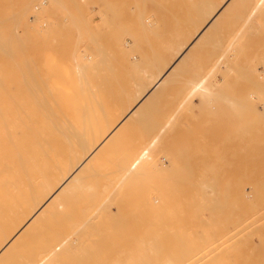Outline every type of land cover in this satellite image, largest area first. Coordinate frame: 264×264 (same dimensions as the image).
<instances>
[{"label":"rangeland","instance_id":"rangeland-1","mask_svg":"<svg viewBox=\"0 0 264 264\" xmlns=\"http://www.w3.org/2000/svg\"><path fill=\"white\" fill-rule=\"evenodd\" d=\"M229 2L230 4L227 5ZM211 4L214 5L211 6ZM217 4H220L219 7H223L222 9L224 10H222L223 13L221 12L223 17L220 18V14L219 18H217L219 24H217L216 20H211L212 15L215 13L212 14V12ZM232 4L234 8L231 6ZM255 5L256 0H116V2L115 0H0V53H2L0 54V67L2 65L0 71L4 67L12 66L13 63H18L16 62L17 58H19L18 55L17 58L14 57L15 54L13 55V52L16 53L18 48H20L17 51L21 58V52L23 53V59L19 58L18 60L24 63V60L27 59L25 55L28 54V46L25 48L24 45L28 44L27 41H29L30 45L28 48L37 46L35 50H40L39 54L43 53L42 47H45V50H54L52 54L48 50L46 54L43 53L45 55L43 60L46 66H44L45 69L40 70L47 71L43 73L46 75L50 72L51 79H48L47 76L49 83L53 82L52 79L54 78L55 81H58L57 83L61 82L66 87H70V91L72 88L75 91V87L71 88L74 81V85H76V88L78 87L77 92H79L80 86L85 89L87 87L95 90L101 85L99 87L101 90L98 88V92L101 93L108 90L106 86L110 83V85L113 84V89L109 88L108 90L110 99L112 97L117 98L118 96H115V94L117 95L120 90L124 93L125 97H123L127 100L132 101L134 98L136 100L138 92L150 85L152 80L150 82L149 80L154 75H157L163 67V71L167 70L168 66L172 65L170 62L176 61L179 57L176 50L181 44H185L186 41L183 40L185 38L186 40L191 39L188 41V45L196 37L195 35L191 36L195 29L201 31L203 26L208 27L206 37L202 42L200 41L205 47L196 42L201 48H197L199 46L196 45V47L194 44L192 48L190 47L187 50L188 54L186 53L174 68V74L172 73L170 77L168 76L164 80L165 86L163 85L162 88L161 84L156 89L157 94L152 97L153 99H150L151 104H148L146 108L148 109L146 112L149 114L145 112L147 116L145 115L144 119L136 120L137 123L134 122L135 126H131L134 128L130 131L131 134L127 133L125 134L126 136H121L126 138L125 141L124 138H120L123 140L121 143L118 141H116V144L114 143L115 147L121 146L117 148L118 150L122 148L123 151H119L118 154L116 148L110 150L112 152L110 160L102 159L106 163L105 166H99L100 168H95L92 172L87 171L86 175H83V177L87 176L81 180L84 186L68 194L72 197L74 193L72 199L69 197L71 200L67 199L70 206L65 200L67 197L62 198L66 202L64 206L68 205L69 208H67L68 206L65 208L63 206L64 209L62 208L63 211L61 209L62 214H60L59 218L61 216L64 218L66 214L70 216L66 215L65 220L60 219V221H64V225L63 223V226L60 225L59 219L57 220L60 223L53 220L56 222H47L46 225V222H43L44 220L42 219L40 224L42 223L44 227L41 225V229H45L40 232L41 229L38 227L39 231L37 228L40 225L36 223V228L33 226V229L29 231V233L32 232L33 238L38 233L36 231H39L40 234H37V236L39 235V239L43 236L40 240L43 241L54 229L59 227L55 225H60V228H63L65 231L64 233L62 231L63 235L69 234L74 238L81 237L85 231L82 230L83 225H80L79 222L83 217H89L94 227L93 230H99L100 228V231H102L105 225L110 228V237L108 236L109 231L107 232L106 229L103 230L107 233H103L105 231L102 232L107 234L103 240L105 243L108 239L106 237L110 238L108 239V241L110 240L108 249L105 246L109 242L104 243V247L102 246L104 249L102 250L103 253L105 250H110V253L105 252L107 253L109 264H120L122 261V264H264V6L256 8L255 11ZM225 10L230 11L228 15ZM194 16L196 17L194 18ZM189 21L190 23H188ZM211 21L215 22L216 26H213V23L210 24ZM209 29H211V32ZM184 30L185 32H183ZM186 31L189 32L188 36L183 34H187ZM180 33H182L183 37ZM42 34H44V37H42ZM38 35H41L43 39L39 38ZM36 40L39 45H35V42L33 43ZM16 42L19 45L16 44V46ZM132 45H135L134 47L137 49ZM12 46L14 47L10 50ZM102 46L103 52H101ZM21 47L26 49L27 54L24 55L25 52H23ZM34 47H32V50H34ZM38 47L39 50H37ZM196 48V53L198 51L200 53H198V58L194 51ZM192 50L194 53L190 56ZM28 51L30 54V49ZM165 51L167 52L165 53ZM43 54H40L39 57L43 58ZM82 55L85 56L83 57ZM86 55L88 56L86 57ZM89 55L92 56L90 57ZM126 56L127 58H125ZM28 57L30 58V55ZM39 57L38 60L40 59ZM88 58H91V60L89 61ZM59 59L62 60L57 62ZM12 60L13 63L10 64L9 62H12ZM5 61L7 62L5 63ZM41 61L39 60V62ZM58 63H61V65ZM83 63L86 66H83ZM64 64L67 68L72 66L71 69L69 67L70 71L65 68ZM110 64H112L111 67L109 66ZM36 65L42 68L40 63ZM157 65H160L159 67L161 68L158 69ZM48 67L50 71H48ZM7 68L0 73L3 71L5 73ZM38 69L36 70L37 74L41 73ZM8 70L4 74L5 76L2 73L3 77H5L2 78L3 80L5 79L4 82L0 78L2 80L0 81L1 99L4 96H10L4 90L8 83L11 86V91L7 90L9 93L19 92L24 89L16 86L15 81L17 80L16 82H18V79L14 78V73L10 72L14 74H10L12 79H10L11 77L7 78ZM82 70L84 73L81 72ZM139 70H142L143 73L145 72V75L141 74L142 72ZM51 72H54L55 75ZM63 73H66L67 75L65 74V76L68 77L59 76L64 75ZM146 73L149 74L147 78L150 77L147 80L144 78L147 75ZM51 74L53 75L52 77ZM84 74L85 76L82 78ZM139 75L141 79H139ZM150 75L153 76L151 77ZM40 76L42 74L36 77L41 80ZM119 76L120 78H118ZM0 77L2 76L0 75ZM136 77L139 78L136 79ZM201 77H206L207 86L204 84V87L207 90L205 88L204 90L207 95L202 96L198 91L189 95L188 92L193 85L191 83L193 81L195 83ZM18 78L20 80L21 77ZM47 79L46 81H48ZM65 79L68 81L66 82ZM79 79L80 82H77ZM20 81H24L23 84L27 88L29 87L26 78ZM12 82L15 85H11ZM84 82H88V85ZM102 83H106V85L104 84L105 86H103ZM120 83H122V87ZM134 84L136 86L141 84L137 87L138 90ZM85 85L87 86L85 87ZM110 85L109 87H111ZM125 88L131 91L130 93L128 91L129 94L127 96ZM62 92L64 99L65 97L66 99H73L71 95L74 98L78 97L76 92L75 94H69L72 92L68 90ZM112 92L115 93L113 94ZM6 97L4 98L5 100L10 98ZM131 97L134 98L132 99ZM136 102L134 101V104ZM150 123H154V125H150ZM147 129L148 131L146 132L145 130ZM152 138H154V143L151 140ZM132 139H137V142L133 143ZM157 140L159 141L156 142ZM124 143H131L132 149L130 144L128 146V144L125 145ZM135 143L136 145H134ZM149 144L154 145L150 146ZM123 147L126 150L125 154ZM18 149V147H15L13 150L17 151ZM115 149L116 151H114ZM148 150L149 152H147L148 155L146 156V151ZM2 151L4 154L6 153L4 152L6 150H1L0 152ZM113 151L117 152V154H114ZM141 154H144V159L141 161L142 163L140 162L139 167H136L138 170H134L136 174L138 173L136 175L131 169L135 162V157ZM119 155L122 157L119 158ZM125 155L130 157L123 161L126 163L129 161L130 164L125 165L126 168H124L125 170L129 168L125 172L122 169L124 162L121 166L116 165L117 169L119 167L120 171L127 173L120 172L119 174V170L115 169L116 166L114 164H118L120 159H126ZM154 156H156V159L152 158ZM0 159L1 164H3L2 166L0 164V171L4 170L6 172V169L10 167L8 166L10 158L5 160V157H3V159ZM117 159L118 162H116ZM146 160L147 162H145ZM99 161L101 160H97L98 163ZM110 161H113L112 163L114 164ZM112 170L118 171H116L118 173L116 177L113 176L115 172ZM95 173L97 174L94 175ZM102 174L106 176L101 177ZM94 176L98 177V179ZM120 176L124 179L123 181ZM118 179L120 180L118 181ZM110 181L112 184L115 181L116 185H112ZM119 182H123L122 186L125 185L126 188H120L121 184L119 185ZM91 183L94 188L89 190L86 185ZM104 184L107 185V190L103 193L101 190ZM117 185H119L118 188L120 190L116 187ZM83 189V194L79 195L81 197L80 200L76 199ZM99 191L104 195L99 193ZM90 197L91 199H89ZM75 199L79 201L74 202L76 207L74 206L75 208L72 209V202ZM80 201L83 203H86V201L90 202L83 205ZM152 201H155L156 205L159 204L157 205L158 207ZM101 202H105L101 204L102 207L99 205ZM107 204L109 208L105 207V205L108 206ZM151 204L154 207L149 206ZM148 206L149 208L146 209ZM155 207L158 209L156 210ZM70 208L75 213L73 211L69 214ZM104 208L105 211L103 212ZM72 214L74 217H72ZM104 214H106V218ZM71 217L73 220H68ZM97 219L100 222H97ZM48 224H51L52 227H49ZM96 225L98 226L97 228ZM78 226L81 230L77 232L79 230ZM50 228L54 229L48 232ZM31 230L36 232L35 236L34 231ZM43 232L45 235H42ZM184 236L189 238V240L188 238H183V240L190 241H186L189 243L188 246L183 240L179 241V238ZM38 237L35 238L36 240L33 238L27 240L26 248H29L30 245V249L35 250L33 247L38 243L37 248L35 247L38 249L39 241L35 243ZM31 242H34V244ZM190 243L192 244L189 247ZM112 247L113 249H111ZM115 252L116 254H114ZM96 253H91L93 256H90V258V253H88V255H84V258L81 257L77 261L80 264L82 261L84 262L82 264H93L92 258L97 256ZM108 254L111 255L109 256ZM116 255H119L120 260H118ZM100 256L97 257L100 258ZM74 262L71 263L74 264Z\"/></svg>","mask_w":264,"mask_h":264},{"label":"bare ground","instance_id":"bare-ground-1","mask_svg":"<svg viewBox=\"0 0 264 264\" xmlns=\"http://www.w3.org/2000/svg\"><path fill=\"white\" fill-rule=\"evenodd\" d=\"M201 1V0H200ZM218 1V0H216ZM226 1V0H225ZM232 1V0H231ZM236 1V0H235ZM116 2V0H115ZM124 2V1H122ZM195 2V1H193ZM203 2V1H202ZM239 2V1H238ZM120 3V2H119ZM196 3V2H195ZM204 3V2H203ZM216 3V2H215ZM221 3V2H219ZM223 3V2H222ZM236 3V2H235ZM234 3V4H235ZM113 4V3H111ZM123 4V3H122ZM208 4V3H207ZM230 4L227 3V5ZM121 5V4H120ZM214 4H211V6ZM226 5V6H227ZM220 4H217L214 8V11L212 12V14L214 13V15H212L211 20L213 21H217V18H219V15L222 12V8L223 7H219ZM232 7L234 6L233 4L231 5ZM235 6H237V4H235ZM264 6V0H256V5H255V11L256 8H260ZM122 7V6H121ZM134 7V6H133ZM229 7V6H228ZM125 8V7H123ZM234 8V7H233ZM127 9V8H126ZM228 9V8H226ZM124 10V9H123ZM192 10V9H191ZM258 10V9H257ZM133 11V10H132ZM211 12V10H209ZM224 11V10H223ZM227 11V15L228 12H230L229 10H225ZM259 11V10H258ZM125 12V11H124ZM193 12V11H192ZM195 13V12H193ZM223 13V12H222ZM196 14V13H195ZM210 14V13H209ZM208 14V15H209ZM251 14V13H250ZM254 14V12H253ZM196 16H194L195 18ZM223 15L221 14L220 18H222ZM142 18V17H141ZM191 18V19H194ZM210 19V18H209ZM220 20V19H219ZM224 20V19H223ZM222 21V20H221ZM126 22V21H125ZM193 22V21H192ZM199 22V21H198ZM205 22H207L205 20ZM204 22V23H205ZM190 23V21L188 22ZM187 23V24H188ZM213 22L211 21L210 24H212ZM221 23V22H220ZM26 24V23H25ZM200 24H202L200 22ZM60 25V24H59ZM215 25V22L213 23V26ZM189 26V25H188ZM192 26V25H191ZM190 26V28H191ZM195 26V25H194ZM202 26V25H201ZM210 26V25H209ZM216 26V25H215ZM185 27V26H184ZM183 27V28H184ZM212 27V26H211ZM201 28V27H199ZM208 27H204L203 29L197 30L195 29V32L191 35V36H196L195 39L189 43L188 41L190 40H186V38L183 41H186L185 44H181L178 48H177V54L179 55V57L176 59V61H174L173 63L170 62L172 65L168 66L169 68H167V70L163 71V65H162V69L160 70V72L157 74V71L159 68L158 65V69L157 71L155 70L157 75H154V77L152 79L149 80V82L151 81L150 85H147L146 87H144L141 91H139L138 96L136 98V100H134V97H131L133 100L129 101L127 100L124 95L123 92H121L119 89V91L117 92L118 94L115 96H118L117 98H109V88L113 89L112 85H109L111 87H109V85L106 86V88H108L107 91H103L98 92V88L101 87V85L95 89L97 90V92H95L94 89H88L85 85L86 89L83 87H79V92L78 91V87L76 88V85H74V81L72 82L71 88L75 87L73 91V88L71 89V91L69 90L68 86L66 87V85H63L61 82L57 83L58 81H55V79L53 78L51 83H49V78L50 75L48 73V75L43 74L44 71H40L41 69H45L44 66H46L44 63L45 61L44 59V54L47 53V50L49 51V49L45 50V47L43 48L42 45V52L44 53H40L41 55L43 54V58L39 57V47L36 51L35 47L37 46H32L34 47L32 50L29 47V41L28 44L24 45L25 48L27 47V52L29 54V49H30V58L28 57L29 55L26 53V49L23 47H21V49L23 50L25 58H27L26 60H24V63L19 62L20 59H23V53L21 52V56L20 57L19 53H18V49H16V53H14L13 51V55L15 54V58H17V55L19 58H17L18 63H13L10 61L9 63H13L12 66H9L10 69L8 70L7 67H4L3 69L7 68L8 70V77L6 75L7 78L11 77V75L15 74V79H18V82L15 81V84L17 87H22L23 90L12 93L9 91H11V86L8 83V86H5V84H3L5 87V91L6 94H10V96L8 95L7 97L4 96L2 99V95L0 97V151L1 150H6L4 152H6L5 154L2 152H0V154H3L0 156V158L3 159V157H5V160L8 158H10V162L9 165L10 166L8 169H6V172H4V170L0 171V264H73L71 262L75 261L74 264L76 263L77 259L81 258V257H85L84 255H88V253H90V256H93L91 253L97 254L96 260H94V258H92L93 260V264H109V259L107 258L106 254L110 253L109 251L105 250V252L107 251V253H103L102 250L103 247L105 246V244L108 241V239H110L109 234L110 233V228H108L107 225H105L104 228H102V226H99L97 222H100V220H96L97 225L99 227L102 228V231H100L101 229H95L93 230V225H92V221L89 220V217H83L81 219V221L79 222L80 225H83L81 228L83 231H85V233L78 238H74L73 236L66 234L63 235V233L65 232L63 230V228H60V225L63 226L64 225V221L60 219H64L65 220V216L64 218H62V216L59 218L61 213V209L63 208L64 204L66 203L65 201L62 200L63 197H67L65 200L68 201L72 199L74 193L71 195L72 192L76 191L78 188H80L81 186H84V183L81 181L82 178H86L85 176L83 177V175L87 172V171H93L95 170V168H100L99 166H105L106 163L102 161V159H109L110 160V154L112 155V152H110V150H113L114 148H119L121 146L115 147L114 143L116 144L118 141L119 143H121V139L124 138V136H126L125 134H129L130 131L134 128H132L133 126H135V123H137L136 120L138 119H144L145 115L147 116L146 113V109L148 104H151L150 99L155 96L157 94V88L162 84V88L164 85V80L166 79V77H170L172 75V73L174 74L173 71L174 68L176 67V65L178 64L179 60H181L183 58V56L187 53V50L191 47H193V45L195 44V46L197 45L196 42H199V44H201L202 40L206 37L207 30ZM111 29V28H110ZM143 29V28H142ZM188 29V28H187ZM213 29V28H211ZM211 29L210 32H211ZM215 29V28H214ZM145 30V29H144ZM143 30V31H144ZM197 30V31H196ZM176 31V30H175ZM188 31H190V29H188ZM208 31V30H207ZM214 31V30H213ZM145 32V31H144ZM182 32V31H181ZM185 32V30L183 31ZM217 32V31H216ZM111 34H114L112 32H110ZM128 33V32H127ZM146 33V32H145ZM187 34L183 33L184 35L188 36V33L186 31ZM124 34V33H123ZM181 36L183 37L182 33H180ZM179 34V35H180ZM213 34V33H212ZM218 34V33H217ZM44 34H42V37ZM144 35V34H143ZM173 35V34H172ZM48 37V35H46ZM45 36V38H46ZM190 36V34H189ZM4 37V36H2ZM35 37V36H34ZM33 37V38H34ZM39 38H42L41 35L39 36ZM59 37V36H58ZM61 37V36H60ZM138 37V36H137ZM168 37V36H167ZM174 37V36H173ZM44 38V40H45ZM88 38V37H87ZM90 38V37H89ZM120 38H122L120 36ZM181 38V37H180ZM29 39V38H28ZM36 39H38L36 37ZM43 39V38H42ZM40 39V40H42ZM47 39V38H46ZM49 39V38H48ZM61 39V38H60ZM59 39V40H60ZM150 39V37H149ZM157 39V38H156ZM160 39V38H159ZM170 39V38H169ZM179 39V38H178ZM183 39V38H182ZM188 39V37H187ZM30 40V39H29ZM34 40V39H33ZM39 40V41H40ZM90 40V39H89ZM175 40V39H174ZM181 40V39H180ZM37 41V40H36ZM36 41H33V43L35 42V45L38 44V41L36 43ZM149 41V40H148ZM201 41V42H200ZM20 42V41H18ZM23 42V40H22ZM25 42V41H24ZM43 42V41H42ZM40 42V43H42ZM95 42V41H94ZM115 42V41H114ZM169 42V41H168ZM175 42V41H172ZM177 42V41H176ZM46 43V42H45ZM43 43V44H45ZM48 43V42H47ZM97 43V42H96ZM117 43V42H116ZM125 43V42H124ZM163 43V42H162ZM210 43V42H209ZM18 44L17 42L15 43V45ZM21 44V42H20ZM98 44V43H97ZM174 45V43H172ZM177 44V43H175ZM199 44L197 46H199ZM208 44V43H207ZM19 45V44H18ZM34 45V44H33ZM39 45V44H38ZM46 45V44H45ZM55 45V44H54ZM102 45V44H101ZM129 45V44H128ZM158 45V43H157ZM163 45V44H162ZM170 45H171V41H170ZM204 46V44H201ZM17 46V45H16ZM23 46V45H21ZM100 46V45H99ZM133 46V45H132ZM131 46V47H132ZM135 46V45H134ZM133 46V47H134ZM196 46V47H197ZM208 46V45H206ZM9 47V46H8ZM14 46H12V48L10 47V50L13 49ZM19 47V46H18ZM47 47V45H46ZM159 47V46H158ZM171 47V46H170ZM175 47V46H174ZM205 47V46H204ZM203 47V48H204ZM53 48V47H52ZM55 48V47H54ZM109 48V46H108ZM111 48V46H110ZM136 48V47H134ZM167 48V47H165ZM185 48V49H184ZM195 48V47H194ZM197 48H201V46L197 47ZM197 48L195 51H197ZM25 49V50H24ZM44 49V51H43ZM103 49V46L101 47V52ZM113 49V47H112ZM137 49V48H136ZM168 49V48H167ZM166 49V50H167ZM176 49V48H175ZM184 49V50H183ZM7 50V49H6ZM105 52L106 49L104 48ZM172 51V49H170ZM199 50V49H198ZM20 51V50H19ZM32 51V53H31ZM46 51V52H45ZM51 51V52H50ZM49 52L52 54L53 51L52 49ZM98 51V49H97ZM112 51V50H111ZM168 51V50H167ZM165 51V53L167 52ZM169 51V52H171ZM11 52V51H10ZM136 52V51H135ZM155 52V51H154ZM159 52V49H158ZM190 52V51H188ZM55 53V52H54ZM164 53V52H163ZM176 53V52H175ZM193 50L191 52V55H193ZM198 53L199 51L196 53L197 54V58H198ZM2 54V53H0ZM59 54V53H58ZM73 54V53H72ZM147 54V53H146ZM155 54V53H154ZM160 54V53H159ZM188 54V53H187ZM190 54V53H189ZM200 54V53H199ZM11 55V54H10ZM40 58L39 60L42 61L39 62L38 57ZM108 55V54H107ZM166 55V54H165ZM164 55V56H165ZM170 55V54H168ZM167 55V56H168ZM5 56V55H3ZM27 56V57H26ZM53 56V55H52ZM74 56V54H73ZM83 56V55H82ZM85 56V55H84ZM83 56V57H84ZM88 55H86L87 57ZM90 56V55H89ZM92 56V55H91ZM90 56V57H91ZM116 56V55H114ZM154 58L155 55H153ZM166 56V57H167ZM7 57V56H6ZM42 57V56H41ZM85 57V58H86ZM111 59V55L109 56ZM124 57V56H123ZM173 57V56H172ZM171 57V59H172ZM177 57V56H176ZM187 57V55H186ZM196 57V56H195ZM11 58V57H10ZM54 58V57H53ZM61 58V57H59ZM74 58V57H73ZM106 58V56H105ZM104 58V59H105ZM127 58V56L125 57ZM148 58V57H147ZM158 58V57H157ZM55 59V58H54ZM89 59V58H88ZM169 59V58H167ZM187 59V58H186ZM196 59V58H195ZM220 59V58H219ZM10 60V59H9ZM47 60V59H46ZM62 59H59L57 62L61 61ZM75 60V59H73ZM86 60V59H85ZM91 60V58L89 59V61ZM108 60V59H107ZM123 60V59H122ZM184 60V59H183ZM191 60V59H190ZM221 60V59H220ZM3 61V60H2ZM15 61V60H14ZM26 61H28L27 63H25ZM48 61V60H47ZM46 61L47 65L48 62ZM64 61V60H63ZM99 61H101L99 59ZM106 61V60H105ZM104 61V62H105ZM129 61V60H128ZM149 61V60H148ZM219 61V60H218ZM7 61H5L6 63ZM98 62V61H97ZM114 62V61H113ZM116 62V61H115ZM126 62V61H125ZM157 62V61H156ZM7 63V64H9ZM37 63H40V67L42 65V68H39V64L36 65ZM111 63V62H109ZM108 63V64H109ZM118 63V62H117ZM130 63V61H129ZM145 63V62H144ZM158 63V62H157ZM186 63V62H185ZM61 65V63H58ZM63 64V63H62ZM102 64V61H101ZM116 64V63H115ZM133 64V63H132ZM152 64V62H151ZM155 64V63H154ZM180 64V63H179ZM219 64V62H218ZM83 66L84 63L82 64ZM143 65V64H142ZM51 67H53L52 65H50ZM49 66V67H50ZM56 66V65H55ZM65 68L66 65L64 64ZM99 66V65H98ZM110 67L112 66V64L109 65ZM165 66V65H164ZM180 66V65H179ZM48 67V69H49ZM50 67V68H51ZM70 67V66H69ZM69 67L67 69H69ZM72 67V66H71ZM70 67V69H71ZM131 67V66H130ZM156 67V66H155ZM2 68V65L1 67ZM39 68V69H38ZM80 68V67H79ZM82 68V67H81ZM2 69V70H3ZM38 69V71H40L42 74L41 80L38 78L39 74H37L38 72H36V70ZM46 69V70H48ZM57 69V68H56ZM69 69V71H70ZM77 69H78V65H77ZM85 69V68H84ZM111 69V68H110ZM116 69V68H115ZM1 70V71H2ZM6 70V72H7ZM60 70V69H59ZM80 70V69H79ZM77 70V71H79ZM108 70V69H107ZM132 70V69H131ZM177 70V69H176ZM0 71V72H1ZM50 71V69L48 70ZM56 71V70H55ZM58 71V70H57ZM67 70V72H69ZM76 71V73H77ZM127 71V70H126ZM142 72V70H139ZM179 71V70H178ZM183 71V70H182ZM5 72V73H6ZM10 72L14 73L11 74ZM36 72V74H35ZM47 72V71H45ZM72 72V71H71ZM80 72V71H79ZM83 72V70L81 71ZM96 72V71H95ZM130 72V71H129ZM134 72V71H133ZM138 72V71H137ZM140 72V73H141ZM152 72V71H151ZM180 72V71H179ZM178 72V74H179ZM3 75L5 74L4 71L2 72ZM2 73H0V75L2 78L3 77ZM34 73V74H32ZM54 74V72H51ZM58 73V72H57ZM61 73V72H60ZM74 73V72H73ZM84 73V72H83ZM82 73V74H83ZM114 73V72H113ZM145 73V72H144ZM143 72L141 74H144ZM11 74V75H10ZM17 74V76H16ZM21 74V75H20ZM64 74V73H63ZM66 74V73H65ZM64 75H59V76H65ZM81 74V73H80ZM110 74V73H109ZM133 74V73H132ZM147 74V73H146ZM153 74V72H152ZM19 75V76H18ZM46 77H45V76ZM55 75V74H54ZM67 75V74H66ZM68 75H70V73H68ZM79 75V73H78ZM145 75V74H144ZM176 75V74H175ZM5 76V75H4ZM22 76H24V78H26V82L27 84L29 83V87L27 88L23 83V79ZM38 76V77H36ZM48 76V79H47ZM53 75L51 74V77ZM84 75H82L83 78ZM93 76V75H92ZM105 76V75H104ZM109 76V75H108ZM138 76V74H137ZM140 76V75H139ZM149 76V74L146 75V77L144 76V78H147ZM151 76V75H150ZM153 76V75H152ZM151 76V77H152ZM219 76V75H218ZM18 77H21L20 80L22 79L23 82H21L19 80ZM68 77V76H67ZM65 76V78H67ZM107 77V76H106ZM114 77V75H113ZM116 77V76H115ZM133 77V76H132ZM200 77V76H198ZM6 78V79H7ZM13 78V79H14ZM62 78V77H61ZM60 78V79H61ZM103 78V77H102ZM120 78V76L118 77ZM117 78V80H118ZM139 78V77H138ZM136 77V79H138ZM0 79V81H2ZM12 79V77L10 78ZM46 79L48 81H46ZM51 79V78H50ZM57 79V78H56ZM70 79V78H68ZM74 79V78H73ZM78 79V78H77ZM92 79V78H91ZM111 79V77H110ZM133 79V78H132ZM141 79V76L140 78ZM198 79V78H197ZM5 80V79H4ZM4 80L2 82H4ZM8 80V79H7ZM102 80V79H101ZM105 80V79H104ZM116 80V79H115ZM114 80V82H115ZM196 80V79H195ZM206 77H201L199 78L197 81H193L192 88L190 89V91L188 92L189 95L196 93L197 91L203 96V95H207V93H205L204 90V84L206 85ZM9 81V80H8ZM66 81V79H65ZM68 81V80H67ZM66 81V82H67ZM106 81V80H105ZM104 81V82H105ZM119 81V80H118ZM135 81V80H134ZM138 81V80H137ZM211 81V80H210ZM71 82V81H70ZM69 82V83H70ZM80 82V79L77 81ZM103 82V81H102ZM144 83V81H142ZM166 82V81H165ZM176 82V81H175ZM11 83V81H10ZM22 83V84H19ZM64 83V82H63ZM133 83V82H132ZM12 84L11 85H15ZM62 84L63 85V89H62ZM67 84V83H66ZM71 84V83H70ZM69 84V85H70ZM101 84V83H100ZM103 86L106 85V83H102ZM105 84V85H104ZM118 84V83H117ZM121 87H122V83ZM136 84V83H135ZM134 84V85H135ZM7 85V84H6ZM79 85H81V83H79ZM78 85V86H79ZM115 85V84H114ZM125 85V84H124ZM129 85V84H128ZM127 85V86H128ZM141 85V84H140ZM139 85V86H140ZM25 86V87H24ZM28 86V85H27ZM66 88H65V87ZM102 86V87H103ZM119 86V85H116ZM126 86V87H127ZM131 86V85H130ZM133 86V85H132ZM136 86V85H135ZM139 86H136L139 87ZM165 86V85H164ZM207 86V85H206ZM90 87V86H89ZM97 87V86H96ZM134 87V86H133ZM2 88V86H1ZM92 88V87H91ZM94 88V87H93ZM104 88V87H103ZM119 88V87H117ZM18 89V88H17ZM16 89V90H17ZM18 89V90H20ZM65 89V90H64ZM110 89V90H111ZM116 89V88H114ZM126 90L128 88H125ZM124 89V90H125ZM130 89V88H129ZM135 89V88H132ZM161 89V88H160ZM206 89V88H205ZM209 89V88H208ZM3 90V88H2ZM3 90V91H4ZM7 90H9L7 92ZM68 90L69 94H75V92L77 93L78 97L74 98V96L71 95V97H73V99L69 98V99H65L63 98L62 91H66ZM99 90H101L99 88ZM104 90V89H102ZM117 90V89H116ZM138 90V88H137ZM207 90V89H206ZM13 91V90H12ZM113 91V90H112ZM127 90L126 96L131 92ZM74 92V93H73ZM120 92V93H119ZM137 92V91H135ZM134 92V93H135ZM1 93V92H0ZM12 93V94H11ZM113 93V92H112ZM115 93V92H114ZM113 93V94H114ZM187 94V97H188ZM198 94V93H197ZM136 95V94H135ZM196 95V94H195ZM70 96V95H69ZM110 96H112L110 94ZM124 96V97H123ZM130 96H132L130 94ZM194 96V95H193ZM8 98L10 97L8 100H5L4 98ZM186 97V98H187ZM192 97V96H190ZM185 98V99H186ZM153 99V98H152ZM184 99V100H185ZM190 99V98H189ZM187 100V99H186ZM134 101H137L134 104ZM112 102V104H111ZM150 102V103H149ZM185 102V101H184ZM189 102V101H188ZM151 106V105H150ZM183 106V105H182ZM149 107V106H148ZM150 108V107H149ZM178 111V110H177ZM146 112V113H145ZM150 112V111H149ZM152 113V112H151ZM150 113V114H151ZM149 114V113H148ZM155 115V114H154ZM153 115V116H154ZM160 115V114H159ZM158 116V115H157ZM156 116V117H157ZM114 118V119H113ZM155 118V117H154ZM162 118V116H161ZM153 119V117H152ZM149 121V120H148ZM147 121V122H148ZM158 121V120H157ZM171 121V120H170ZM135 122V123H134ZM146 122V121H145ZM151 122V119H150ZM154 125V123H150V125ZM166 124V123H165ZM132 126V127H131ZM167 126V125H166ZM131 127V128H130ZM153 127V126H152ZM149 128V127H148ZM137 130V128H136ZM149 130H151V128H149ZM146 132L148 131L145 130ZM135 132V131H134ZM161 133V132H160ZM131 134V133H130ZM133 134V132H132ZM142 134V133H141ZM122 135H124L123 137H121ZM139 135V134H138ZM160 135V134H159ZM158 135V136H159ZM121 138V139H120ZM155 138V136H154ZM154 138H152L151 140H153ZM157 138V137H156ZM160 138V137H159ZM119 139V140H118ZM126 140V138H124V141ZM133 143L137 140V139H132ZM159 140H157L156 142H158ZM130 142V141H129ZM137 142V141H136ZM139 142V141H138ZM145 142V141H144ZM155 142V143H156ZM154 143V140H153ZM125 144V143H124ZM128 144V143H126ZM125 144V145H126ZM131 145V143H129ZM128 144V146H129ZM136 145V143L134 144ZM150 145V144H149ZM148 145V147L153 146L154 144H151L150 146ZM117 146V145H116ZM124 146V145H122ZM142 146V145H141ZM146 146V145H144ZM15 147H18L19 149L13 150ZM113 147V148H111ZM132 149V145L130 146ZM17 149V148H16ZM116 149L114 151H116ZM122 150V148H120ZM124 149V154H125V148ZM127 149V147H126ZM130 149V148H129ZM128 149V151H130ZM147 149V148H146ZM118 150V154L119 151ZM15 151V152H14ZM113 151V152H114ZM123 151V150H122ZM141 151V150H140ZM145 152V151H144ZM148 151H146V156ZM10 153V154H9ZM114 154H117V152H114ZM120 154H122V152H120ZM123 154V155H124ZM163 154V152H162ZM3 156V157H2ZM116 156V155H115ZM114 156V157H115ZM121 158L122 156L119 155ZM124 157H126V159H120V162L117 163H111L114 164L115 166H121L122 163L124 162V164L122 165V168L125 172H127L128 168L125 170L127 164H130L129 161L128 163H126L125 161L128 159V157H130L129 155H125ZM144 154L141 155H137L135 157V162L133 163V167L131 170H138L139 164L141 161H143ZM134 158V157H132ZM146 158V157H145ZM153 159H156V156L152 157ZM101 160L99 161V163L97 162V160ZM130 159V158H129ZM1 160V159H0ZM122 160V161H121ZM125 160V161H123ZM118 162V159L117 161ZM147 162V160L145 161ZM142 163V162H141ZM1 164V162H0ZM3 164H1L2 166ZM126 165V166H125ZM7 166V167H8ZM117 166L115 167V169H117ZM125 167V168H124ZM114 169V170H115ZM129 169V170H130ZM112 170V171H114ZM119 170V172L117 171ZM116 171L120 174V172H124V171H120L119 167ZM114 171L115 175L113 176H117L118 173ZM141 171V169H140ZM143 171V170H142ZM95 172V171H94ZM124 174H127L125 173ZM132 172V171H130ZM139 172V171H138ZM109 173V172H107ZM107 173H105L107 175ZM117 173V174H116ZM133 173V172H132ZM135 173V171H134ZM142 173V172H141ZM97 173H95L94 175H96ZM99 174V173H98ZM101 174V173H100ZM110 174V173H109ZM108 174V175H109ZM122 174V175H124ZM129 174V172H128ZM136 174V173H135ZM138 174V173H137ZM136 174V175H137ZM143 174V173H142ZM86 175V174H85ZM104 174L101 175L102 176H106ZM93 176V175H92ZM99 176V175H98ZM141 176V175H140ZM95 178L98 179V177L94 176ZM114 177V178H115ZM126 177V175H125ZM128 177V176H127ZM189 177V176H188ZM222 177V176H221ZM94 178V179H95ZM121 178V176H120ZM93 179V180H94ZM95 179L96 182H98V180ZM108 180H110L109 178H107ZM122 179V178H121ZM120 179H118L119 181ZM124 179H122L123 181ZM133 180V179H132ZM141 181V179H140ZM116 182H117V178H116ZM179 182V181H178ZM99 183V182H98ZM111 183V181H110ZM133 183V182H131ZM112 184V183H111ZM115 184V181L112 185ZM121 184V185H120ZM125 184V181H124ZM130 184V182H129ZM101 185V184H99ZM99 185H97L99 187ZM116 185V184H115ZM120 185V186H119ZM119 185H117L116 187L118 188V186L120 188H126L125 185H123V182H119ZM134 185V183L132 184ZM87 189H93L94 185L91 183L90 185H86ZM96 186V183H95ZM195 186V185H194ZM208 186V185H207ZM97 187V188H98ZM128 187V186H127ZM115 188V187H114ZM130 188V186H129ZM134 188V187H133ZM152 188V187H151ZM86 189V190H87ZM119 189V188H118ZM95 190V189H94ZM107 190V185L104 184V186L102 187V192L104 193ZM120 190V189H119ZM128 190V189H127ZM126 190V191H127ZM211 190V189H210ZM84 189L81 191L82 193H79L77 195L76 199H79L81 197H79V195L83 194ZM99 191V193L102 194V192ZM178 191V190H177ZM122 192V191H121ZM124 192V191H123ZM77 193V192H76ZM97 193V192H96ZM120 193V192H119ZM127 193V192H124ZM181 193V192H180ZM184 193V192H183ZM92 194V193H91ZM94 194V193H93ZM68 195V196H66ZM95 195V194H94ZM104 195V194H102ZM120 195V194H119ZM184 195H188V194H184ZM84 196V195H83ZM91 196V195H89ZM96 196V195H95ZM121 196V195H120ZM182 196V195H181ZM71 197V199L69 198ZM92 197V196H91ZM91 197L89 199H91ZM97 197V196H96ZM101 197V195H100ZM122 197V196H121ZM93 198V197H92ZM107 198V197H106ZM132 198V197H131ZM135 198V197H134ZM184 198V197H183ZM226 198V197H225ZM69 199V200H67ZM74 200L73 203V207L72 209H74L76 206L74 205L75 201H79V200ZM99 199V198H98ZM117 199V198H116ZM133 199V198H132ZM131 199V200H132ZM155 199V198H154ZM181 199V198H180ZM179 199V200H180ZM104 200V199H103ZM108 200V199H107ZM106 200V202H107ZM110 200V199H109ZM217 200V199H216ZM92 201V200H90ZM89 201V202H90ZM145 201V200H144ZM148 201V200H147ZM151 201V200H150ZM174 201V200H173ZM83 205L88 204L89 202L86 201V203H83L82 201H80ZM142 202V201H141ZM153 202V201H152ZM157 202V201H156ZM182 202V201H181ZM105 203V202H104ZM104 203H99V205L101 206V204ZM111 203V202H110ZM109 203V204H110ZM160 203V202H159ZM164 203V202H163ZM166 203V202H165ZM70 203H68L69 205ZM144 204V203H143ZM150 204V202H149ZM153 204H155V201L153 202ZM162 204V203H161ZM67 205V206H68ZM108 205V204H107ZM156 205V204H155ZM159 205V204H157ZM156 205V206H157ZM67 206H64L67 207ZM70 206V205H69ZM69 206L67 208H69ZM75 206V207H74ZM149 206H153L152 204ZM149 206L146 208L148 209ZM164 206V205H163ZM98 207V206H97ZM102 207V206H101ZM99 207V208H101ZM105 207L109 208V205ZM143 207V206H142ZM154 207V206H153ZM158 207V206H157ZM63 208V209H64ZM107 208V209H108ZM156 208V207H155ZM154 208V209H155ZM162 209V207H160ZM171 208V207H170ZM62 209V211H63ZM70 208V212L69 214H71L73 211ZM152 209V208H151ZM153 209V210H154ZM158 208H156L157 210ZM82 210V209H81ZM99 210V209H98ZM160 210V209H159ZM158 210V211H159ZM96 211V210H95ZM105 211V208L103 210V212ZM157 211V212H158ZM170 211V210H169ZM143 212V211H142ZM155 212V211H154ZM156 212V213H157ZM75 213V211L73 212ZM77 213V212H76ZM95 213V212H94ZM155 213V214H156ZM97 214V212H96ZM124 214V213H123ZM73 215V214H72ZM71 215V216H72ZM105 218H106V214ZM125 215V214H124ZM157 216V215H156ZM70 217V216H68ZM74 217V215L72 216ZM71 217V219L68 220H73ZM76 217V216H75ZM185 217V216H184ZM78 218V217H77ZM117 218V217H116ZM131 218V217H130ZM44 220L43 222H47L50 223L53 220H56L57 223H60V225H55V226H59V227H55L54 228H50V230L48 232L51 231V229L53 230L48 237H45L43 239V241H40L41 238L43 236H41V238L39 239V235L37 236V234H40L39 231L41 229V225L40 221ZM60 222H58V220ZM101 219V217H100ZM126 219V218H125ZM128 219V218H127ZM55 221V222H56ZM108 221V220H107ZM110 221V219H109ZM114 221V220H113ZM126 221V220H125ZM141 221V220H140ZM148 221V220H147ZM53 221V223H55ZM66 222V221H65ZM95 222V221H94ZM154 222V221H153ZM185 222V221H183ZM38 224L40 226H37V228L39 229V231L36 234V232L34 231L36 226L35 224ZM52 223V222H51ZM56 223V224H57ZM63 223V225H62ZM123 223V222H122ZM36 224V225H37ZM89 224V225H88ZM121 224V223H120ZM144 224V223H143ZM149 224V223H148ZM45 225V227H46ZM88 225V226H86ZM96 225V228L98 227ZM182 225V224H181ZM33 226L35 227L34 230V236L36 234L37 241H35L36 237H32L31 233H29L30 229H33ZM43 226V225H42ZM48 226L52 227V225L48 224ZM110 226V225H109ZM137 226V225H136ZM141 226V225H140ZM44 227V226H43ZM79 227V226H78ZM47 228V227H46ZM109 230H108V229ZM43 229V228H42ZM42 229L40 232H42ZM45 229V228H44ZM43 229V230H44ZM108 232V236L106 237V243L104 240L105 235L107 236V234H103V233H107L105 230ZM80 227L79 230L80 231ZM112 230V229H111ZM46 231V230H45ZM63 231V233H62ZM98 231V232H96ZM105 231V232H103ZM183 231V229H182ZM47 232V231H46ZM76 232V233H77ZM87 232V233H86ZM103 232V233H102ZM75 233V232H74ZM73 233V234H74ZM175 233V232H174ZM31 237H30V235ZM42 235H45V233L43 232ZM47 236V235H46ZM177 236V235H176ZM181 236V235H179ZM35 239V243H37L39 241V247L37 248V245L35 244V247H33L35 250L30 249V245L29 248L27 247V240H29L30 238ZM137 237V236H136ZM179 238V237H178ZM183 238H188V237H181L179 238L180 240H183ZM113 239V238H112ZM138 239V237H137ZM169 240V239H168ZM189 240V238H188ZM188 240H183L184 243L187 244L188 246ZM32 241V240H31ZM170 241V240H169ZM188 241V242H186ZM120 242V241H119ZM34 244V242H31ZM42 243V244H41ZM105 243V244H104ZM118 243V242H117ZM182 243V241H181ZM32 244V245H33ZM110 244L107 243V246H105L106 248L108 247V245ZM119 244V243H118ZM192 243H190L189 247L191 246ZM31 245V246H32ZM34 246V245H33ZM103 246V247H102ZM115 246V245H114ZM118 246V245H117ZM180 246V245H179ZM186 246V247H187ZM185 247V245H184ZM193 247V246H192ZM108 249V248H107ZM110 249V248H109ZM113 249V247L111 248ZM116 249V248H115ZM185 249V248H184ZM101 251V252H100ZM112 251V250H111ZM183 251V250H182ZM187 251V250H186ZM190 251V250H189ZM204 251V250H203ZM100 252V253H99ZM114 252V251H113ZM117 252V251H116ZM116 252L114 254H116ZM126 252V251H125ZM124 253V252H123ZM181 253V252H180ZM204 253V252H203ZM202 253V254H203ZM112 254V253H111ZM111 254H108L109 256ZM118 254V253H117ZM120 256H122L121 253H119ZM201 254V253H200ZM205 254V253H204ZM209 254V253H208ZM124 255V254H123ZM126 255V254H125ZM108 256V257H109ZM117 256V255H116ZM115 256V257H116ZM119 256V255H118ZM117 256L118 260L119 257ZM201 256V255H200ZM88 258V259H89ZM116 259V258H115ZM125 259V258H124ZM84 260V259H83ZM90 259V261H92ZM81 261V260H80ZM89 261V262H90ZM200 261V260H199ZM88 262V261H87ZM86 262V263H87ZM78 263V261H77ZM76 263V264H77ZM82 263H84L82 261ZM81 263V264H82ZM91 263V262H90ZM123 263V261H122ZM120 262V264H122ZM143 263V262H142ZM186 263H190V262H186ZM207 263V262H206ZM80 264V262L78 263ZM138 264V263H137ZM141 264V263H139Z\"/></svg>","mask_w":264,"mask_h":264}]
</instances>
